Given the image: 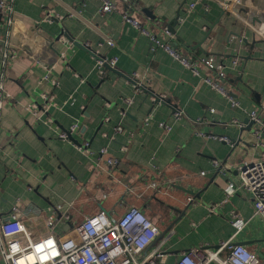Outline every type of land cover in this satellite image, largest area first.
Returning a JSON list of instances; mask_svg holds the SVG:
<instances>
[{"label":"crops","instance_id":"crops-1","mask_svg":"<svg viewBox=\"0 0 264 264\" xmlns=\"http://www.w3.org/2000/svg\"><path fill=\"white\" fill-rule=\"evenodd\" d=\"M111 1L116 9L103 14L97 0H14L13 24L0 17V76L9 94L0 109V224L22 218L42 234L41 222L52 217L61 238L101 210L119 219L135 208L168 237L167 264L229 241L264 259V220L249 196L225 193L238 166L264 152L249 117L264 110V0H226L230 9L216 0ZM127 11L157 34L175 24L174 48L210 65L201 63L196 76L166 51L150 53L148 38L123 21ZM113 58L116 66L101 73L99 59ZM218 65L239 108L203 82ZM152 93L170 103L156 104ZM43 94L53 104L48 121L38 122L23 108L41 106ZM74 124L71 141L59 139ZM86 143L92 155L74 146Z\"/></svg>","mask_w":264,"mask_h":264},{"label":"built area","instance_id":"built-area-1","mask_svg":"<svg viewBox=\"0 0 264 264\" xmlns=\"http://www.w3.org/2000/svg\"><path fill=\"white\" fill-rule=\"evenodd\" d=\"M101 3V13H111L116 9V4L111 0H97ZM202 1V0H198ZM226 9L230 6L226 0H216ZM229 1V0H228ZM13 3L14 0H0V17L5 18L9 24H13ZM194 4L192 5V8ZM126 24L139 30L149 40V52L155 53L162 49L169 53L175 60L184 67L191 70L196 76H200V64H209L211 60L201 57L197 60L189 59L181 55L173 46L175 36L169 28H163L161 34L154 33L147 26H144L138 19L133 17L129 11L122 16ZM162 37L168 40H163ZM109 46H114L111 39H106ZM235 60L233 64H237ZM117 59H99L98 67L103 73L105 67L114 68ZM135 78H139L136 74ZM135 81L136 91L143 93L144 84ZM45 82L51 83L49 76ZM228 78L224 67L218 65L213 69V76L203 78V82L212 90L224 96L233 108H239V102L235 99L227 84ZM53 85H56L53 82ZM6 94L3 85V76H0V109ZM44 103L40 106L32 104L23 109L29 112L36 121H48L45 114L53 104V97L50 94H43ZM161 100L166 98L162 96ZM156 101V98H154ZM129 105L131 100L127 102ZM214 113V110H210ZM182 112L174 111V117L179 119ZM255 127L257 142L264 148V141H260L264 134V110H254L249 114ZM161 127L169 129L165 124ZM79 130L74 124L68 131H61L59 139L71 141V136ZM118 132L122 129L118 128ZM216 140L230 144L231 140L226 137H214ZM77 150L86 155H92L89 144L74 145ZM109 166L117 165V161L108 159ZM216 169L222 170L223 164L213 161ZM227 174V173H226ZM225 174V175H226ZM237 179H229L225 185V193L228 197L236 194H246L253 205L255 215L264 220V152L258 160H245L237 168ZM193 201L192 197L188 202ZM233 223L240 232L243 228L239 215L233 214ZM43 233H34V227H29L22 218L12 217L0 224V253L3 264H167L168 252L164 245L168 239L161 236L159 228L139 209L131 208L119 219L101 210L96 215L87 217L82 223L76 226L67 236L56 238L54 236V219L46 218L43 222ZM175 264H264L257 253L251 251L245 245L226 242L213 248L209 245L193 248L182 253Z\"/></svg>","mask_w":264,"mask_h":264},{"label":"water","instance_id":"water-1","mask_svg":"<svg viewBox=\"0 0 264 264\" xmlns=\"http://www.w3.org/2000/svg\"><path fill=\"white\" fill-rule=\"evenodd\" d=\"M178 19H179V17H178ZM170 30H171V32L173 33V34H175V24L173 25V26H170V28H169ZM152 95L154 96V97H156V104L157 103H162V104H169L170 103V101H166V100H161L158 96H155V94H153L152 93ZM251 123L253 124V122L251 121ZM239 245H244L245 243H238Z\"/></svg>","mask_w":264,"mask_h":264},{"label":"bare ground","instance_id":"bare-ground-1","mask_svg":"<svg viewBox=\"0 0 264 264\" xmlns=\"http://www.w3.org/2000/svg\"><path fill=\"white\" fill-rule=\"evenodd\" d=\"M228 9H230V6H228Z\"/></svg>","mask_w":264,"mask_h":264}]
</instances>
